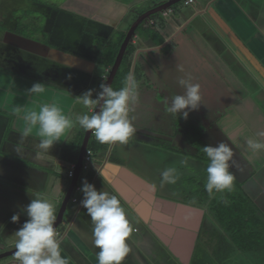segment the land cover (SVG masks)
<instances>
[{
	"label": "flooded vegetation",
	"instance_id": "1",
	"mask_svg": "<svg viewBox=\"0 0 264 264\" xmlns=\"http://www.w3.org/2000/svg\"><path fill=\"white\" fill-rule=\"evenodd\" d=\"M66 1L63 0V3ZM104 1L71 0V3H69L72 5V9H70L74 10L76 8L84 12L82 18H71L70 14L73 12H64L63 9H60V2L53 8L45 6L51 16L49 22L54 20L52 21L53 24H61L64 28L59 30L55 27L48 28L44 32L38 33L37 39L34 40L24 37V40H22V43H24L23 48V45L15 44V47L11 49H1L6 55L3 56L2 60L4 62L7 60L9 63L13 62V66L10 65V70L0 68V72L7 73L19 80L32 82V84L41 82L50 94L71 91L77 97L90 89L98 92L100 89L96 86V80L97 83L100 80L98 82L97 76H99V79L100 77L105 79L132 24L138 19L139 15L160 6L168 0H128V2L126 0H115L130 6V9L122 17H119L117 26L114 28L111 25L104 24L106 21L103 19V13L97 12L92 17L88 16L91 10L87 4H97ZM149 2L151 3L146 5ZM196 2L197 0L191 5ZM191 5L185 6L187 10ZM61 11L69 17L59 16ZM163 12L151 15L150 18L137 26L118 70L119 72L122 69H128L125 81L128 84H134L136 87L138 99L129 115L130 118H134L137 132L128 145L120 146L119 149H117L118 145L109 148L108 145L102 147V144H96V150L93 148L91 150V161L85 164L87 168L83 169L82 177L79 178L80 175L77 179L78 185L81 187L83 179H87L90 183L95 172L97 170H99V173L101 172L103 165L105 166L113 157L110 155L113 148L121 156L130 147L136 149V152L131 151V153L140 161L139 171L142 170L141 167L144 165L148 167V164L141 158L143 157L159 172L163 171V163L150 158L151 156L146 151L163 157V149H166L172 157L174 155L172 149H181L182 159H178L177 163L175 162L176 167H179L177 171L180 174V179L175 185H164V189L167 188L170 193L163 198L161 197V199L200 212L195 213L198 217L200 216V224H198L196 231L192 229L186 231L189 234L187 241L180 244L182 246L174 257L168 254L171 259L166 261V264H238L240 257L245 259L247 254L255 255V258L260 256V261L264 263V238L262 240L264 236V202H259L264 200V189H256L258 192L257 197L249 194L248 184L250 185V183L248 180L249 178L252 180L253 176L250 177L249 175L252 170L250 168L251 161H249L251 159L248 160L245 154L250 152L247 146L242 147L234 142L232 136L227 137L218 125V119L229 109V105L234 108L236 115L245 114L247 108V105H245L247 103L245 100L247 98L246 94L254 92V88L251 89V86L245 88L233 83L230 72L222 67H217L214 55L211 56L210 53L201 50L199 52L196 48L192 52L189 51L187 45L183 44L181 40L180 29L178 28L180 24L177 21L181 12L172 9L171 13L165 17L162 16ZM73 14L76 15V13ZM84 20L91 22L89 29L88 27L85 28V25L81 33H72L71 27L73 25H70L77 24L78 26ZM93 22L95 24H92ZM111 22L114 21L111 20ZM44 36L45 40H43ZM68 36L72 37L73 41L71 43L67 41ZM94 38L98 39L99 44L93 42L92 49L88 39L93 40ZM74 47L76 48L74 49ZM4 54L1 53L0 55ZM109 61L110 64L106 66ZM86 65L91 66L88 71L89 66ZM250 65V69L255 72L261 70V68L263 69V66L260 67L261 65L259 67L252 66V63ZM178 66H182L183 73L177 70ZM12 67H17L20 73L11 70ZM103 68L105 70L104 74L102 72ZM182 75L191 76L194 82L201 85L203 98L200 108L197 111L190 112L187 120L166 111V105L170 102L171 97L175 94H183V89L177 83L178 77ZM129 76L132 77L131 81L127 80ZM17 83L19 84L18 81ZM261 83L264 86V79ZM11 90H16V88L11 85L8 91ZM32 95L28 92L26 98L29 99ZM228 98L238 100V103L232 101L229 104ZM73 109L77 114L87 112V109L76 102ZM7 112H9L7 107L0 108V115L8 118L10 127L13 126L15 119ZM160 122L168 128L160 130ZM9 132L10 129L8 128L4 139H2L6 146L10 144L5 139ZM10 139L19 142V148L16 150L13 144L6 148L15 151L20 159L30 154L29 152L32 150V148L29 149L30 147L38 148L39 140L30 135L24 137L22 132L19 131L17 133L13 131ZM219 142L229 144L234 153L232 167H235V170L232 171L233 168H230V171L235 175L234 191L223 194L217 193L214 197H210L205 190L207 182L206 168L209 161L203 152V147L216 146ZM81 143L82 140H80V145ZM89 143L90 140L88 145ZM6 148L4 146L0 150L5 151ZM101 152L105 155L100 157ZM262 155L261 152L258 156L263 157ZM182 160H187L189 167L182 166L180 163ZM0 169L3 170H0V177L11 183L15 182V178L6 173L7 167H0ZM161 172L159 173L160 178ZM14 192L17 191L11 188V185L4 182L0 183V202L3 203L5 198L9 199L12 196L15 199ZM221 196L228 201L227 204L222 201ZM33 198L28 199L26 195L24 196L27 202H31ZM79 198H77V202L72 203L76 206L73 211L67 210L70 201L66 204L61 213L62 217L57 222L56 230L62 241V255L69 259V264H97L95 254L98 249L93 245V225L88 220H80L79 215L82 207L79 205ZM61 201L62 199L54 205L56 206V217L59 214ZM229 207H236L238 213L245 214L249 220L251 218L254 223H257L261 231L260 233L257 232L259 234L257 238L260 239L256 241L259 243V248L256 251L240 249L238 241H235V232L227 230V225L231 226L233 220L236 221V219L234 217L224 218L220 209L225 208L226 210ZM2 218L4 216L1 214L0 224ZM253 229L256 230L254 227ZM10 232L6 225H0V248L7 247L0 252L2 257L0 258V264H18L14 259V254H9L15 249V245H3L4 242H8L13 237L11 236L13 232ZM135 233L136 229L134 228L132 235L135 236H132V242L131 240L128 241L131 251L124 262L127 264H154L155 256L151 255L149 258L135 245L136 236L139 234ZM251 238L255 241L254 235ZM1 245L3 246L1 247ZM188 245L190 246L188 247ZM167 250H169L168 247ZM165 252L166 250L162 256L161 253L159 255L162 260ZM157 260L160 261L159 258ZM247 261L251 263V259H247ZM253 262H255V259ZM157 264L161 263L157 262Z\"/></svg>",
	"mask_w": 264,
	"mask_h": 264
},
{
	"label": "crops",
	"instance_id": "2",
	"mask_svg": "<svg viewBox=\"0 0 264 264\" xmlns=\"http://www.w3.org/2000/svg\"><path fill=\"white\" fill-rule=\"evenodd\" d=\"M70 1L62 2L59 8L83 17L84 12L78 9L71 10ZM63 5L65 7H62ZM87 6L91 10L89 17L97 12L103 13V19L106 21L104 24L111 25L113 28L117 26L119 17H122L130 9V6L115 0H105L102 3L87 4ZM179 15L180 18L177 22L180 24L178 28L180 29L181 40L183 44L187 45L189 51L192 52L196 48L199 52L201 50L210 53L211 56L214 55L217 67L229 71L233 83L245 88L248 86H251V89L254 88V92L251 94L255 95L245 99L247 101L245 114L236 115L234 108L229 105V109L218 119V125L227 137L232 136L238 145L247 146L246 138H254L257 133L264 132V86L261 85L264 79V0H197L185 13L181 12ZM250 63L257 67L261 65L260 67L263 66V69L255 72L250 69ZM90 67L87 68V71ZM11 85L16 90L9 92L8 88ZM31 86L32 82L19 80L7 73L0 72V89H2L0 90V103L3 102L2 98L5 96L10 99L11 105L7 107L9 111L7 113L15 119L13 126L9 127L8 118L0 115L7 118L0 138V149L4 146L7 147L2 139H4L8 128L10 132L5 138L6 141L14 142L13 146L18 147L19 142L11 141V133L13 131L22 132L25 127L23 116L28 111H39L41 104L55 102L65 114L70 115L73 119L76 115H80L73 109L75 96L71 91L50 94L46 89L44 94L32 95L27 99L28 89ZM232 101L235 100L228 98L229 104ZM235 103H238V100ZM82 131L84 130L79 127L74 128L67 137L55 144L50 152L41 155H37V153L42 152V150L33 147L29 148H32L30 154L21 159L18 158L19 155H17L18 157L13 156V150L9 148L5 149V152L3 151L2 157H13L14 160L0 157V167H7L6 173L15 178V182L11 183L0 177V183L2 184L4 181L17 192H14L15 199L12 196L9 199L5 198L3 203L0 202V211L4 216L0 225L7 224V227L12 231L14 228L11 230V227L16 228V225L19 224L18 227L20 228L24 224L28 217L22 209L30 203L24 199L25 195L30 199V197H35L37 193H40L43 198L48 199L54 205L62 199L66 192L62 188L67 187L70 182L67 181L68 167L70 164H75L80 146V142L78 143L76 140L79 136V140H82ZM30 136L39 140L35 130ZM95 145L92 143L91 147L89 143L88 149L96 150ZM119 147L120 145L117 146V149ZM68 148L69 151H66L65 149ZM74 149H76V155L72 159ZM131 151L136 152L137 150L130 147L121 156L113 148L110 153L113 157L105 166L103 165L100 173L99 170L95 172L90 183L95 185L98 191H108L111 195L117 196L126 211L130 224L136 229V233H139L136 236L135 245L149 258L151 255L155 256L154 264L157 262L166 264V261L170 260L168 254H176L182 246L180 244L187 241L189 234L186 231L198 229L200 216L198 217L197 214L200 212L161 199L170 193L167 188L164 189V186H160L159 173L161 171L155 172V174L149 171L150 169L145 165L139 171L140 161L134 157L135 155ZM262 153L263 157L257 155L255 158L251 156V153H244L248 160L251 159L249 161H251L250 168L252 170L249 175L250 177L253 176L252 180L250 178L248 180L250 183V185L248 184V191L250 195L255 197L258 196L256 189H264V152ZM102 155L105 153L99 154L100 157ZM28 165H32L34 168L32 166L30 168ZM232 168L234 171L235 167ZM64 171L66 172L65 178L60 176L61 173L64 174ZM153 185L156 186L155 190H153ZM60 192H62V196ZM51 193L55 195L54 200L46 198L48 197L46 195ZM79 195L81 200L82 193ZM259 202H264V200ZM16 214H19L20 219L14 223L12 216ZM79 216L81 221L88 220L92 223L85 209L82 208ZM132 236L131 238L135 235ZM131 238L132 242L133 239ZM165 250L162 260L158 255L163 254Z\"/></svg>",
	"mask_w": 264,
	"mask_h": 264
},
{
	"label": "clouds",
	"instance_id": "3",
	"mask_svg": "<svg viewBox=\"0 0 264 264\" xmlns=\"http://www.w3.org/2000/svg\"><path fill=\"white\" fill-rule=\"evenodd\" d=\"M177 70L181 73L184 71L182 66H178ZM127 80L131 81L132 77H127ZM177 83L183 89V94L173 95L166 105V111L187 120L189 113L197 111L202 104L201 85L194 82L191 76L183 75L178 77ZM45 91V85L41 82L33 83L28 89L30 94L36 96L44 94ZM137 99L134 84L126 83L119 90H114L111 85L101 83L98 92L90 89L75 97V102L87 109V112L76 115L74 119L65 114L55 102L41 104L39 111H28L23 116L25 127L22 135L27 137L36 131L39 137L38 148L42 150L37 155L50 152L55 144L76 127L90 132L91 137L94 136L98 143L108 145L109 148L116 145L126 146L137 132L134 118L129 115ZM246 144L252 157L264 152V132L257 133L254 138H246ZM203 152L209 161L205 184L209 196L234 191L235 175L230 171L234 164V153L229 144L219 142L216 146H204ZM180 163L186 168L189 167L187 160ZM82 166L79 176L83 171ZM179 179L177 168L167 167L161 172L160 186L175 185ZM75 186L79 187L78 182ZM152 187L155 190L156 186ZM74 188L69 199L71 203L73 198L78 201L73 196L77 192ZM79 192L82 193L80 206L86 210L93 225L92 240L94 247L98 249L95 254L97 264H123L131 251L128 241L134 228L120 200L108 191H98L87 179L82 180ZM221 199L225 204L228 203L223 196ZM22 211L27 214L28 219L15 233L14 259L18 264H69V259L62 255V241L55 227L57 217L54 204L37 193ZM19 219V214L12 216L14 223Z\"/></svg>",
	"mask_w": 264,
	"mask_h": 264
},
{
	"label": "rangeland",
	"instance_id": "4",
	"mask_svg": "<svg viewBox=\"0 0 264 264\" xmlns=\"http://www.w3.org/2000/svg\"><path fill=\"white\" fill-rule=\"evenodd\" d=\"M126 1L128 2V0H126ZM155 1H157V0H155ZM58 2L62 3L63 0H0V54L1 53L4 54V52H2L1 49H11V48L15 47V44H19L20 46L23 45L22 46V48H23L24 47V43H22V40H24V37L29 39V40H34V39H37V34L38 33H40L41 31L44 32V30H46L48 28L55 27V28H58V30L59 29H63L64 28L63 25H61V24H53L54 22H52V21H54V20L49 22V18H51V16L48 13V11L45 9V6H48L50 8H53V7L57 6ZM150 3L151 2L147 3L146 5H149ZM172 9L175 10V11H178V12H183V13H185L187 11V7L183 6V2H180L179 4H176L174 7H172ZM64 12H65V10H64ZM64 12L61 11L59 16L62 15L63 17L68 18L69 16L64 15ZM70 15H71V18L72 17H74V18H80L81 17L82 18V15H78V14L75 15L73 13L70 14ZM92 24H95V23L93 22ZM90 25H91V22H87V20H84L78 26H77V24H71L70 26H72L71 27L72 28V33L79 34V33L82 32V28L84 26H85V28L88 27V29H89ZM95 38L93 40L92 39H88V43H89V45H90V47L92 49H93V42L95 44H99L98 39H95ZM113 38H114V35H113ZM45 39L46 38L44 36L43 40H45ZM67 41H70V43H71L73 41L72 37L68 36L67 37ZM91 42H92V44H90ZM75 48L76 47H74V49ZM3 56L5 57L6 55L5 54L4 55H0V68H3L5 70H10V65H12L13 62L9 63L7 60L4 62L2 60ZM17 63H18V61H17ZM11 70L20 73L17 67H15V68L12 67ZM102 72H103V74L105 73L104 68L102 69ZM97 78H98V82H99V80H100L99 76H97ZM96 84H97L96 85L97 88L100 89V84L101 83L100 82L97 83V80H96ZM4 94H5V92H4ZM253 95H255V94H251V93L246 94L247 98L248 97H253ZM256 97L258 98V96H256ZM2 101L3 102L0 103V108L1 107H9L11 105V101H10V99H8L7 96L2 98ZM80 106L83 107L82 105H80ZM159 126L161 127V128H159L160 130L168 128V127H165L164 124H162V122H160ZM79 138H80V136L76 140L78 143L80 142ZM89 140H90V146L91 147H92V143L98 145V142L95 141L96 139H95L94 136H92ZM13 143L14 142H10V144H13ZM7 147H9V146L7 145ZM102 147H104L103 144H102ZM18 148L19 147H16V150ZM65 150L69 151V148L65 149ZM75 150L76 149L73 150L74 151V156H72V159H73V157L75 158V155H76L75 154ZM146 153L147 154L149 153L148 155H150L151 156L150 158H152L153 160H155V161L159 160L158 162L163 163V166H162L163 170L165 168H167V167H176L175 162L177 163L178 159H182V155L180 154L181 153V149L173 150V154L174 155L172 157H169L171 155H170L169 152L166 151V149H163V155H164L163 157L162 156H158L157 154H153L150 151H146ZM2 154H3V151L0 150V157H2ZM12 155L15 156V157H18L17 154L15 153V151H12ZM148 155H146V157H148ZM2 158L3 159H7V160H11L10 158H12L14 160L13 157H10V158L2 157ZM141 158L148 164V167L150 169L149 171H151L153 173L158 171L157 169H155V167H153V165H151V163L148 160L144 159L143 157H141ZM28 166L30 168L33 167L32 165H28ZM63 173L64 174L61 173L60 176L65 178L66 177L65 176L66 172L64 171ZM180 188H181V186H180ZM62 189H63L64 192L67 190L66 187H64ZM80 193L81 192H79V193L75 192L73 196L79 198L80 197V195H79ZM61 194H62V192H60V195ZM46 196H48L46 198H51V200H54V198H55V195L52 194V193L49 194V195H46ZM75 207H76L75 204H72L70 202V204H68L67 210L73 211V209ZM222 214H223V217L226 218V219H229L231 217H234V219H236V221L233 220V222L231 223V227L233 229H235V227H239V226L243 225L244 228H245V226H248L249 230H251L254 227V228H256L258 233H260V231H261V230H259V228L257 226V223H254L251 218L249 220V218H247V216L245 214L238 213L236 211V207H234V208L233 207H229L226 210L223 209V213ZM18 226H19V224L16 225V228L14 226L11 227V229L14 228V230L11 231V232H13L12 235H11L13 237L11 239H9L8 242H4V244H3L4 246L5 245H11L13 242H14V245H15V241H16L15 233H16V231H18L22 227L21 226L19 228ZM258 236H259V234L254 235L255 242L258 241V239H260V238H257ZM243 237L246 239V242H250L251 240L253 241V239L246 232L243 233L242 238ZM263 238H264V236L262 237V240H263ZM236 241H240V239L237 238ZM3 245H1V247ZM189 246L190 245H188V247ZM6 248L4 247L2 249L5 250ZM2 249L0 248V252L2 251ZM171 254L172 253H170V255ZM175 255L176 254H172L171 256L174 257ZM161 256H162V254H161ZM171 256L169 257L170 259H171ZM247 256L245 257V259L240 257V259L238 260V264H252V263L253 264H264V263H262L260 261V259H259L260 256L259 257L256 256V258H255V255L251 256L250 254H247ZM159 258H160V256H159ZM247 259H251V263H249L247 261ZM254 259H255V262H253ZM124 264H127V263L124 262Z\"/></svg>",
	"mask_w": 264,
	"mask_h": 264
},
{
	"label": "water",
	"instance_id": "5",
	"mask_svg": "<svg viewBox=\"0 0 264 264\" xmlns=\"http://www.w3.org/2000/svg\"><path fill=\"white\" fill-rule=\"evenodd\" d=\"M181 0H169V1H166L165 3L161 4L160 6L158 7H155L151 10H148L144 13H142L141 15H139L138 19L132 24V26L129 28V30L127 31L125 37H124V40L122 41L119 49H118V52L116 54V57H115V60L113 62V65L112 67L109 69L108 73H107V76L105 77V79L102 77H100V83H107L109 85H113L114 81H115V78H116V75H117V72L119 70V67H120V64L122 62V59H123V56L125 54V51H126V48L130 42V40L133 38L134 36V32L137 28L138 25H140L144 20L150 18L151 15L153 14H156V13H160L161 11H165L167 9H169L170 7H172L173 5L177 4L178 2H180ZM62 7H65V5H63ZM74 10H77L76 8ZM3 120V121H2ZM0 138L2 137V132H3V128H4V125L6 124L7 122V118L3 117V116H0ZM83 133V138H82V143L80 145V148H79V151H78V155H77V158H76V161H75V171H74V177L70 180L69 182V185L67 187V190L64 194V196L62 197V201H61V207H60V210H59V214L57 216V220H56V225L55 227H57L58 225V220L61 219L62 215V211L64 210L66 204L69 202V199L71 197V192L74 188V186L76 185V182H77V179L79 177V173L81 171V166H82V160H83V157H84V154H85V150L87 148V145H88V141L91 137V133L90 132H87V131H82ZM7 226V224H6ZM16 251V249L12 250L11 253L9 254H14ZM7 254V255H9ZM0 258H2L0 256Z\"/></svg>",
	"mask_w": 264,
	"mask_h": 264
},
{
	"label": "trees",
	"instance_id": "6",
	"mask_svg": "<svg viewBox=\"0 0 264 264\" xmlns=\"http://www.w3.org/2000/svg\"><path fill=\"white\" fill-rule=\"evenodd\" d=\"M110 64V61L108 63H106V66H108ZM128 74V69H122L118 72L117 77L115 78V81L112 85L114 90H119L121 87H124L126 85V76ZM223 209L221 210V214L223 213ZM223 215V214H222ZM222 219V218H221ZM227 230L229 231H234L235 235V241L237 238L240 239V241H238V246H240V249L244 250V251H256L259 248V243L255 242V241H250V242H246V239L243 236V233L246 232L247 234H249L250 237H252L253 235L257 234V231L255 229H248V226H245V228L243 227V225L239 226V227H235V229H233L230 225H227ZM226 230V229H225ZM240 232V233H239ZM251 239V238H250Z\"/></svg>",
	"mask_w": 264,
	"mask_h": 264
},
{
	"label": "built area",
	"instance_id": "7",
	"mask_svg": "<svg viewBox=\"0 0 264 264\" xmlns=\"http://www.w3.org/2000/svg\"><path fill=\"white\" fill-rule=\"evenodd\" d=\"M192 3H193V0H184L183 1L184 5H190ZM171 11H172V9H168V10L164 11L162 16L165 17V16L169 15L171 13ZM91 154H92L91 151L87 149L86 152H85V155H84V159H83V162H84L83 166H82L83 169H86L87 166L85 164H88L91 161ZM74 169H75V165L74 164H70L69 167H68V172H67L68 178H72L73 177ZM79 189H80V187H78V186H75V188H74V190L77 191V192H79ZM76 201H77L76 199H74V198L72 199V202H76Z\"/></svg>",
	"mask_w": 264,
	"mask_h": 264
}]
</instances>
